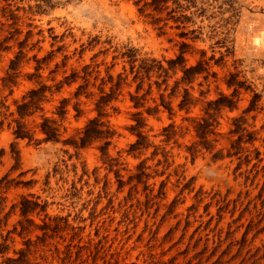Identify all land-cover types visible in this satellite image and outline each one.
I'll return each instance as SVG.
<instances>
[{"label":"rangeland","instance_id":"374dc122","mask_svg":"<svg viewBox=\"0 0 264 264\" xmlns=\"http://www.w3.org/2000/svg\"><path fill=\"white\" fill-rule=\"evenodd\" d=\"M152 2L0 0V264H264V0Z\"/></svg>","mask_w":264,"mask_h":264},{"label":"trees","instance_id":"16d2710c","mask_svg":"<svg viewBox=\"0 0 264 264\" xmlns=\"http://www.w3.org/2000/svg\"><path fill=\"white\" fill-rule=\"evenodd\" d=\"M153 2H154V0H153ZM153 2L151 3L152 6H154V4H155ZM155 9H157V8H155ZM183 46H185V45H183ZM182 55L183 54L181 52L180 55L177 56V58L175 60L168 61L167 63L169 65V67H175L176 65H183L184 64V59H183ZM200 64H202V63H199L198 66H200ZM160 68L162 69L161 66H160ZM197 68L198 67H190V68L184 69V71H183V73H184L183 80H187L189 75L195 74L196 71H197ZM130 69H131V73H133L134 67H131ZM143 69H144L143 67H138V69L136 70V72L134 74V79L138 78V76L140 75V73H141V71ZM145 71H148V70H145ZM120 76L121 75H118L117 81L112 85V87L110 89L111 92L109 94H107V95L100 96V98L96 101L95 105H96V110L98 112V117L97 118H93V119H91V120H89L87 122L86 127L82 131V136L79 138L78 141H72V142H68L67 141V143H70L71 145H73L75 147L83 148L86 145H88L90 142L103 138V135H111L107 131L103 132V131L99 130V128L104 126V125H103V123L99 122L98 118L101 117V115H102L101 111L106 106V104L109 102L113 92L119 88L120 83L122 81ZM141 80H142V78H141ZM108 81L112 82V78L109 77ZM141 83H142V81L138 84V86L136 88V93L139 91V89L141 87ZM102 84L104 85V82H102ZM44 90H45L44 87H41V88H39L37 90H31L28 93V95L26 97L28 100L17 106L16 112H17V115H18L19 119H22L25 116L29 115L28 114V113H30L29 111L36 106V104L39 101L40 94ZM131 99L133 101H136L135 104H134L135 108L140 106L139 105V100L142 99V98H138V97L135 96V97H132ZM24 100H25V98H24ZM184 100H182V102L180 103V105H179L180 108L184 107V104H185ZM213 104H215V106H218V105H220V102L219 101H215V102H213ZM156 111H157V109H153V110L152 109L151 110L148 109L147 113L150 114L151 112H156ZM136 115L140 116L141 114L137 113ZM52 123H53L52 121L45 119L42 122L41 126H40L41 132L45 135L44 141H46V142H48V141L58 142V134H57L58 130L55 127L51 126ZM16 124H17V129L14 132L15 137L16 138H20V139H23V138L27 137V136H25L27 134L22 132L23 126L18 121H16ZM208 125L209 124L205 120L202 124H198L197 130L201 131V132L205 131ZM141 126H142V122L138 118L136 120V125H135L134 129L135 130L139 129ZM172 128H173V126H169L168 127V129H172ZM199 136H202V134L200 133ZM137 137H138V140L131 146V149H139V147L142 145L143 141L145 140V138L141 134H138ZM108 145H109V142H105L104 146L106 147ZM20 211H21V214L23 216H25L30 211V209L25 206V203H23L22 206H21Z\"/></svg>","mask_w":264,"mask_h":264}]
</instances>
